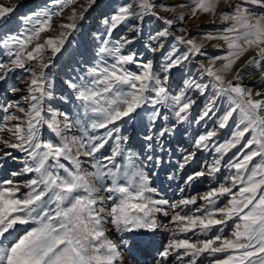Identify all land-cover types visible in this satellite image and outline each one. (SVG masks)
Instances as JSON below:
<instances>
[{"label": "snow or ice", "instance_id": "6c2138e0", "mask_svg": "<svg viewBox=\"0 0 264 264\" xmlns=\"http://www.w3.org/2000/svg\"><path fill=\"white\" fill-rule=\"evenodd\" d=\"M97 3L49 0L19 17L17 32L9 25L20 4L0 0V90L21 94L0 103V264H139L148 234L162 227L169 238L154 264H264V0H118L92 34L94 53L73 52L71 38ZM201 15L221 27L197 40L183 25ZM149 17L162 24L144 45L159 64L131 47ZM122 26L136 36L116 38ZM213 40L223 42L213 45L222 54L208 56ZM65 53L87 67L63 81L70 95L57 97L52 69ZM193 60L198 73L174 84L173 72ZM57 99L75 112L55 107ZM213 118L178 167L208 152L185 183L213 178L217 186L170 202L152 186L148 162L163 163L156 150L180 126ZM135 125L139 151L128 134ZM227 128L231 136L220 141ZM9 161L22 167L10 170Z\"/></svg>", "mask_w": 264, "mask_h": 264}, {"label": "rangeland", "instance_id": "374dc122", "mask_svg": "<svg viewBox=\"0 0 264 264\" xmlns=\"http://www.w3.org/2000/svg\"><path fill=\"white\" fill-rule=\"evenodd\" d=\"M14 2L19 3L20 7L18 8L17 12L15 13V18H19L23 15L28 14L29 12L36 11L40 8H42L46 3L49 2V0H14ZM80 3H84V0H79ZM118 2V0H98V3L96 6H94L89 13L87 14V19L84 22V28L83 32L77 34L76 36L72 37V42L68 45L69 49L75 52L77 49V46H79L80 52H85L86 55H91L94 53V44H93V36H90L89 43H86L88 48L83 44L84 41L82 39L83 35H85V31L89 30L93 33H96L98 30L103 29V25L100 23V19L105 16L106 14L110 13L113 10V6ZM177 2H184L177 1ZM224 5L221 4V8H223ZM179 11V9H177ZM201 18L205 20L212 21V17L209 15H201ZM189 21V20H188ZM208 22L204 28L203 32H194L192 33V36L195 38H198L197 40H200L203 35L207 32H214L217 28L221 27L219 23L216 25H213L211 22ZM14 23V22H13ZM13 23L9 25L11 28ZM160 22L155 21L154 18H146L144 21L143 31L142 33L144 35H148V32L152 30H156L159 28ZM92 25V26H91ZM23 25L21 21H19L14 28H11L13 31H20L22 29ZM87 28V29H86ZM200 29V28H199ZM127 30L126 26H122L117 30V32L114 34L116 38H119L121 35V32H125ZM89 34H87V37ZM89 38V37H88ZM142 45H145L148 43V36L141 39ZM210 43H213V45L222 44V41L213 40V41H206L205 46L209 45ZM181 48L183 46H180ZM143 48V47H142ZM134 50V49H132ZM171 47L167 50L170 51ZM135 51H138L143 54V58L150 59L147 57V55H151L152 53L149 52L146 49L147 55L142 52L143 50L135 49ZM206 53L208 56H214L222 54L221 50L218 48H215L213 46H209V49L206 50ZM84 59L83 56L76 55L75 56V63H73L72 60L69 59L68 53H65L64 56L60 57L58 60L55 61L56 67L52 69V74L55 78L56 82V91L58 90H64L66 92H69L70 90L64 85L63 81L68 78V76L76 74L79 70H82L87 67V65H84L81 63V61ZM201 61L205 59V57L199 58ZM194 62H196L194 60ZM196 64V65H195ZM193 64V69L191 71H188L185 68L182 70V72H178L175 75L173 72L172 79L174 84L182 82L183 79L187 78L189 74L196 75L198 73V65L197 63ZM27 74H24L20 72L19 70L14 74L16 77L25 76ZM197 78H199L197 76ZM15 82L19 87L23 88L24 85L20 83L19 80L13 81L12 78L9 79V86ZM1 91V90H0ZM9 96H16V98H20L19 93L12 94L8 92ZM206 101L201 99L199 101L197 112H199L200 109H202L203 104ZM224 101H221V104H223ZM72 104V103H71ZM73 105V104H72ZM74 107V105H73ZM75 108V107H74ZM222 110V109H221ZM145 123H147V119L145 118ZM162 123V122H161ZM215 118L206 120L202 122L201 124L197 125L195 123L191 124H184L180 126L178 132L173 135L172 137H166L165 140L167 141L164 150L161 151L159 148L156 150V154L160 155L162 157L163 163L160 165H154L152 162H148L147 167L150 173H154L152 177V186L156 187L158 192L161 196L168 199L170 202L178 201L179 199L183 197H190V196H199L200 194L207 191L210 187L217 186V180L213 178H201L199 180L193 181L192 183L186 184L185 180L188 175H190L194 170H199V168L205 164L206 162L210 161L212 156L208 152H199L197 154L195 162L189 166L186 167L183 171H181L178 167V164L180 162V158L182 153H184L186 150H191L192 144H193V137L199 135L200 133L204 132L206 129H211L215 127ZM234 127V125H233ZM232 128H227L224 130H221L219 140L222 141L224 139H227L231 136ZM44 137L47 138L49 133L46 131L43 133ZM132 137L131 143L136 144L140 140V145L137 146V151L140 150L142 141V134L140 132V126L135 125L132 128H129V133ZM240 146H237L236 149H232L231 152L228 154V157L226 159L230 158L234 153L238 151ZM229 172L227 169H223L222 172L219 174V182L224 181V176L228 175ZM220 206H223L224 203H226V200L224 198H221L220 201H218ZM203 201H199L197 205L189 206V209H195L198 206L203 205ZM189 209H185L184 211H188ZM170 217H164L165 223L169 221ZM169 238V232L167 231L166 237L163 238L162 242L159 244L160 248L162 249L164 243L167 242ZM203 238V237H201Z\"/></svg>", "mask_w": 264, "mask_h": 264}, {"label": "bare ground", "instance_id": "6f19581e", "mask_svg": "<svg viewBox=\"0 0 264 264\" xmlns=\"http://www.w3.org/2000/svg\"><path fill=\"white\" fill-rule=\"evenodd\" d=\"M178 0H159L160 3H172V2H177ZM182 1V0H179ZM165 15H170L169 13H165ZM20 21L19 18H16V20L14 21L13 25L11 28H14V26ZM145 21V20H144ZM210 20H205L201 17H199V19H192L187 21L186 24H184V27H187L190 30L191 36L192 33L194 32H203L204 28L208 22ZM211 22V21H210ZM92 26V25H91ZM143 26H144V22H143ZM180 26V25H178ZM145 27V26H144ZM162 27V24H159V28H157L156 30H152L150 33H154L155 31L159 30ZM200 28V29H199ZM87 29V28H86ZM84 33V32H83ZM87 34H89V38L87 37ZM92 35V32L89 30L85 31V35H83L82 39L84 41V45L88 48L89 46H87L86 43H89V45L91 44V42H89L90 36ZM121 35H127L129 38H131L132 36H136L135 33L129 32L128 30H125V32H121ZM120 35V36H121ZM149 36V32L148 35ZM146 35H144L142 33V35L140 36H136V40L135 42L132 44V49H138V50H143L142 52H144L146 55V48L144 47V45L141 44L142 40L144 37H147ZM193 38H195L194 36H192ZM198 39V38H196ZM173 46V42L171 39H169L168 41H166V48L165 51H167L170 47L172 48ZM209 46H213V43H210L209 45L205 46L204 51L206 52V50L209 49ZM143 47V48H142ZM248 55H251V53H249ZM148 58L150 59H154V62L156 64L162 63V57L160 56L159 53H157L155 56H153V54H151L150 56L147 55ZM203 58V57H202ZM246 58V57H245ZM243 61H241L240 63H242ZM196 62L191 61L190 63L186 64V69L188 71H191L193 69V64H195ZM196 65V64H195ZM175 75L177 74V72L174 73ZM9 93H5L4 91H0V103H3L5 99H7L8 101L11 100H17L18 98H16V96H9ZM57 97H59L61 94H65V95H70V91L66 92L64 90H57L56 91ZM55 107H57L60 110H71L72 112H75V108L73 107V105L71 103L65 104L64 102L60 101L59 99H57L55 101ZM2 117H3V113L0 112V122H2ZM134 144V143H133ZM135 145H140V140L135 144ZM137 146L135 149H133L134 151H137ZM12 151V150H9ZM18 156H23V154L21 153H14ZM22 167V164L19 162H12L9 161L7 168L10 170H19V168ZM148 168V167H147ZM2 174V173H0ZM158 219L160 220V222L164 225H167V222L165 223L164 221V216H158ZM166 233L167 230H165V228H160L158 229L155 234H148L149 238L146 240V242L142 245V253L139 256V264H154V257L157 256V252L160 248V243L162 242L163 238L166 237Z\"/></svg>", "mask_w": 264, "mask_h": 264}]
</instances>
